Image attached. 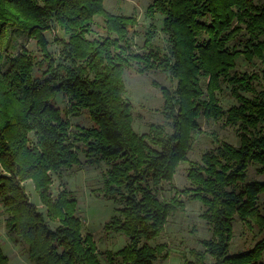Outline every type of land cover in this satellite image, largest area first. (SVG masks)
<instances>
[{"label": "trees", "instance_id": "16d2710c", "mask_svg": "<svg viewBox=\"0 0 264 264\" xmlns=\"http://www.w3.org/2000/svg\"><path fill=\"white\" fill-rule=\"evenodd\" d=\"M146 12L163 14L168 47L162 53L152 48V25L144 42L149 50L133 52L129 29L136 16L109 13L104 0H0V202L8 213L6 226L34 264H117V258L123 264H154L169 249L150 241L172 212L185 208L186 197L203 203L200 215L212 235L200 240L203 248L189 249L184 264H263L264 234L249 249L232 253L229 246L236 214L248 223L255 220L264 233L258 211L264 179L247 180L251 164L264 172V66L259 74L237 69L241 56L264 63V0H152ZM96 15L103 16L104 32L90 36ZM54 27L63 32L54 36L57 56L46 35ZM13 32L34 38L40 58L27 48L2 55ZM131 62L140 71L159 68L176 80L174 88L160 85L170 129L160 122L146 132L133 127L123 79ZM223 84L236 98L228 108L218 95ZM59 92L68 99L64 112L54 102ZM82 111L91 125L70 121L68 115ZM201 115L235 126L240 144L222 141L204 152L190 163V186L163 199L156 189L187 160ZM79 147L89 163L107 166L94 189L118 204L105 230L128 238L121 248L105 251L107 262L93 234L83 231L77 198L67 189L52 198L49 190L52 173L80 162ZM28 179L46 213L30 200L23 184ZM0 264H10L1 243Z\"/></svg>", "mask_w": 264, "mask_h": 264}, {"label": "rangeland", "instance_id": "374dc122", "mask_svg": "<svg viewBox=\"0 0 264 264\" xmlns=\"http://www.w3.org/2000/svg\"><path fill=\"white\" fill-rule=\"evenodd\" d=\"M152 0H104L105 10L113 14L135 15L137 23L130 27L129 36L132 38V51L145 52L149 47L144 45L146 32L152 25L156 29L152 38V48L161 53L168 47V37L162 31L163 14L156 12L152 17L147 15V6ZM103 16L96 15L92 25L90 36L103 33ZM55 34L62 35L60 28L54 27L46 31L50 41L49 50L58 55L60 44L54 40ZM244 38V34L237 35L236 42ZM232 45V44H231ZM27 48L40 58L39 46L36 40L24 34L13 32L7 36L2 48V55L10 56ZM4 57V58H5ZM264 63L255 58L253 61H247L243 56L238 58L237 69L241 72L257 74L261 73ZM37 68V66H36ZM123 79L126 85V96L133 103V127L138 132L148 131L152 122L164 123L170 129L168 119L162 114L164 97L160 85L174 88L176 80L169 72L159 68H150L140 71L138 64L131 62L124 68ZM255 86L260 89L259 80H254ZM247 95L249 93L246 92ZM220 103L224 108H228L236 103V98L231 93L230 87L223 84L222 90L218 92ZM57 107L62 112L67 107V96L59 92L54 100ZM70 121L75 124L89 126L92 120L86 111L79 115H68ZM199 128L192 131L191 147L187 153V160L179 162L174 177L170 182L164 181L157 187V194L163 199H170L177 189L190 186V180L187 178V171L190 163L200 161L204 152L214 149L220 142L227 141L234 145L240 144V136L235 126L228 125L224 119L207 118L201 115L198 119ZM80 162L65 168L60 174L52 173L53 181L50 185L52 198L63 190H70L73 196L78 200V214L84 222V233L93 234L99 255L104 262H107L105 251L108 249L117 250L125 245L128 238L123 233L108 232L104 224L114 215L118 204L112 200L98 195L94 189L98 188L102 182V174L107 168L104 162L91 164L87 161L85 155L79 147ZM258 164H251L248 170L247 180H263L264 172L258 170ZM26 191L29 193L30 200L37 205L38 209L46 213V206L41 202L39 192L34 186L32 180L23 182ZM185 202V208L172 212L160 235L151 240L152 244L164 242L169 249V255L159 256L154 264H184V257L189 256V249L192 247L203 248L202 238L212 235L210 224L201 217L204 205L200 200L188 199L182 197ZM258 211L264 216V192L259 195ZM7 211L0 202V243L6 254L11 259V264H34L29 259L26 245L6 226ZM51 226H56L57 221L47 220ZM263 231L255 220L245 222L237 214L233 221V235L231 238L229 251L239 252L252 247L255 242L263 235ZM264 264V253L262 256ZM117 264H123L117 258Z\"/></svg>", "mask_w": 264, "mask_h": 264}, {"label": "crops", "instance_id": "0c3cea01", "mask_svg": "<svg viewBox=\"0 0 264 264\" xmlns=\"http://www.w3.org/2000/svg\"><path fill=\"white\" fill-rule=\"evenodd\" d=\"M10 264H11V259H10Z\"/></svg>", "mask_w": 264, "mask_h": 264}]
</instances>
